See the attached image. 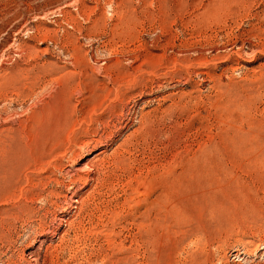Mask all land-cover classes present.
Masks as SVG:
<instances>
[{"label":"rangeland","instance_id":"obj_1","mask_svg":"<svg viewBox=\"0 0 264 264\" xmlns=\"http://www.w3.org/2000/svg\"><path fill=\"white\" fill-rule=\"evenodd\" d=\"M0 264H264V0H0Z\"/></svg>","mask_w":264,"mask_h":264},{"label":"bare ground","instance_id":"obj_2","mask_svg":"<svg viewBox=\"0 0 264 264\" xmlns=\"http://www.w3.org/2000/svg\"><path fill=\"white\" fill-rule=\"evenodd\" d=\"M66 155V154H65ZM98 179V178H97ZM78 202V201H77ZM80 202V201H79Z\"/></svg>","mask_w":264,"mask_h":264}]
</instances>
